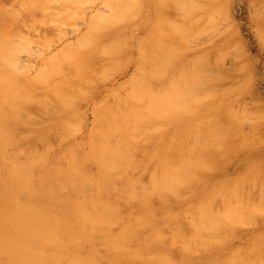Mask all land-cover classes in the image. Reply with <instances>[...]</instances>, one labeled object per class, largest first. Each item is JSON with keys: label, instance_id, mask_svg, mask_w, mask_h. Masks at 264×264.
Returning <instances> with one entry per match:
<instances>
[{"label": "bare ground", "instance_id": "1", "mask_svg": "<svg viewBox=\"0 0 264 264\" xmlns=\"http://www.w3.org/2000/svg\"><path fill=\"white\" fill-rule=\"evenodd\" d=\"M228 2L218 0L223 14ZM6 12L13 22L0 19V264H264V115L233 104L250 78L244 86L225 79L202 52L195 76L182 66L174 94L165 93L166 79L155 94L140 66L70 141L83 126L87 92L78 102L82 91L64 80L38 98L36 84L49 74L29 72L12 40L18 18ZM239 232L247 239L237 243Z\"/></svg>", "mask_w": 264, "mask_h": 264}, {"label": "rangeland", "instance_id": "2", "mask_svg": "<svg viewBox=\"0 0 264 264\" xmlns=\"http://www.w3.org/2000/svg\"><path fill=\"white\" fill-rule=\"evenodd\" d=\"M210 1L0 0L5 8L0 11V19L9 25L13 21H9L11 17L6 11L15 13L14 18L18 21L13 29L10 28L14 32L12 40L16 41L21 57L26 58L27 69L31 74H49L47 79L41 78L36 84L34 91L38 98H43L64 80L69 82L70 88L82 91L76 96L78 102L87 92V106L79 110L86 122L83 121L81 129L71 134L69 140L74 141L81 139L85 123L91 125L95 108L111 101L117 91H123L122 87L140 66V71L149 74L146 86L153 93L164 91L166 79L165 93L174 94L170 82L175 84L179 76H184L182 66H188L190 75L195 76L199 66L194 65V59L202 52L209 56L210 64L222 72L225 79L233 77L234 83L244 86L245 77L250 78L244 92L233 98V104L237 108L247 104L251 111L264 115L261 114L264 113V44L253 15L260 11L257 6L264 11L261 7L264 0H229L226 4L228 13L224 14L218 10V0L214 7ZM98 11L102 15L92 18ZM87 19L93 25L86 31L88 27H84L83 22ZM145 24L153 26L152 30ZM80 27L84 29L78 33ZM85 31L89 32L83 35ZM80 56L82 61L76 59ZM154 68L161 69L157 77L151 76ZM172 70L177 78L173 77L175 81H169ZM183 81L187 92L189 86L184 77ZM196 92L194 89L191 94L186 93L187 97L192 98ZM242 97L246 100L242 101ZM262 118L263 123L262 120L259 122L264 130ZM251 122L254 124L255 121ZM250 123L246 122V131L250 129ZM191 129H196V123ZM263 143L264 139L262 147ZM143 176L146 179L148 171ZM245 234L239 232L233 238L238 243L247 239Z\"/></svg>", "mask_w": 264, "mask_h": 264}]
</instances>
